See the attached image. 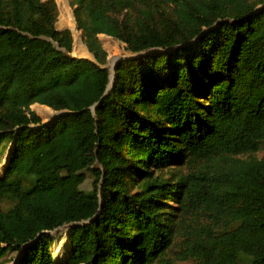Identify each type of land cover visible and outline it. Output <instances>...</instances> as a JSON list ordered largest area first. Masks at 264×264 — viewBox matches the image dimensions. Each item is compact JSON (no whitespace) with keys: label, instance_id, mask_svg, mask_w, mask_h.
I'll use <instances>...</instances> for the list:
<instances>
[{"label":"trees","instance_id":"16d2710c","mask_svg":"<svg viewBox=\"0 0 264 264\" xmlns=\"http://www.w3.org/2000/svg\"><path fill=\"white\" fill-rule=\"evenodd\" d=\"M67 1L0 0V264H264V0Z\"/></svg>","mask_w":264,"mask_h":264},{"label":"rangeland","instance_id":"374dc122","mask_svg":"<svg viewBox=\"0 0 264 264\" xmlns=\"http://www.w3.org/2000/svg\"><path fill=\"white\" fill-rule=\"evenodd\" d=\"M55 1L57 2L60 8V15L56 23V31H62L65 29H68L71 31L72 37H73L72 51L68 52L66 49L60 48L58 44L54 41H52V43L68 56L87 57V56H81L82 52L80 51V49H83L85 46L81 42L80 33L77 31L75 20L72 14V10L68 4V1L67 0H55ZM100 41L104 45V48L106 49L107 54H108L106 67L109 69L111 73H113L112 69L115 66L116 62L122 58L127 57L129 53L124 52L119 47L116 41L112 40L111 38H108L107 36L101 35ZM32 109L35 110V112L38 115H40L42 118H44L45 122L52 121L53 116L56 117L54 111H52L51 109L47 107L33 105ZM63 248H64V240H61L60 242H57L55 245H53L52 250H53L54 255H57V257H59ZM185 264H189V263H185Z\"/></svg>","mask_w":264,"mask_h":264},{"label":"water","instance_id":"95a60500","mask_svg":"<svg viewBox=\"0 0 264 264\" xmlns=\"http://www.w3.org/2000/svg\"><path fill=\"white\" fill-rule=\"evenodd\" d=\"M43 39H44V38H43ZM44 40L50 42L56 50H58L59 52L63 53L59 48H57V47L52 43L51 39H44ZM63 54L66 55L65 53H63ZM106 68H107V67H106ZM112 70L114 71V67H113ZM113 71H112V72H113ZM57 117H58L57 115H56V117L53 116V119H55V118H57Z\"/></svg>","mask_w":264,"mask_h":264},{"label":"crops","instance_id":"0c3cea01","mask_svg":"<svg viewBox=\"0 0 264 264\" xmlns=\"http://www.w3.org/2000/svg\"><path fill=\"white\" fill-rule=\"evenodd\" d=\"M80 51L82 52L81 56H87L88 53L85 47L83 49H80Z\"/></svg>","mask_w":264,"mask_h":264}]
</instances>
